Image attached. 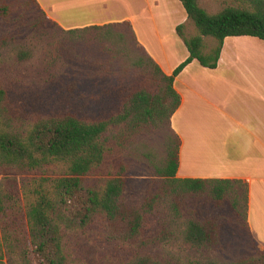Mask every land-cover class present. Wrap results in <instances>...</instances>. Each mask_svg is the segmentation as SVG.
Instances as JSON below:
<instances>
[{"label": "trees", "instance_id": "obj_1", "mask_svg": "<svg viewBox=\"0 0 264 264\" xmlns=\"http://www.w3.org/2000/svg\"><path fill=\"white\" fill-rule=\"evenodd\" d=\"M179 1L196 33L184 34L188 22L177 26L189 56L166 74L139 43L129 21L64 29L37 0H0V20L17 21L14 12L16 18V11L30 10L35 14L27 21L32 32L47 21L62 31L68 47L84 41L98 48L104 58L94 61L96 74L131 77L121 78L109 91L117 93L109 100L117 110L90 115L83 105L32 122L11 112L8 93L0 85V215L7 218L0 225V264H84L72 250V235L100 221L111 240L132 251L125 264H220L209 256L183 258L173 250L225 247V235L241 226L256 242L247 221L246 182L176 176L181 139L171 118L181 104L175 78L191 61L216 68L229 36L264 41V0H238L212 13L199 0ZM207 37L216 40L209 52ZM31 55L30 49L17 52L20 60ZM74 88L70 84L67 91ZM162 129L168 132L165 154L157 159L151 148L142 151L151 180L142 200L130 202L127 165L113 159L127 148H147L144 137ZM8 179L20 185L19 208L10 205L16 198L5 187ZM200 197L213 206L208 210L193 201ZM159 206L160 229L147 234V218ZM11 215L18 219L9 220ZM230 264H264V250L255 247Z\"/></svg>", "mask_w": 264, "mask_h": 264}, {"label": "crops", "instance_id": "obj_2", "mask_svg": "<svg viewBox=\"0 0 264 264\" xmlns=\"http://www.w3.org/2000/svg\"><path fill=\"white\" fill-rule=\"evenodd\" d=\"M37 1L64 29L131 22L139 43L166 74H172L189 56L187 51L174 63L167 55L177 46L187 48L177 32L178 25L188 22L179 0L170 8L161 6L159 0H143L141 5L139 0ZM141 28L156 37L162 59L141 37ZM168 29L176 34L174 40L167 37ZM257 39L248 35L226 37L216 68L194 59L181 71L174 81L181 104L171 126L181 139L177 177L235 178L247 183L249 229L258 248L264 250V44Z\"/></svg>", "mask_w": 264, "mask_h": 264}, {"label": "rangeland", "instance_id": "obj_3", "mask_svg": "<svg viewBox=\"0 0 264 264\" xmlns=\"http://www.w3.org/2000/svg\"><path fill=\"white\" fill-rule=\"evenodd\" d=\"M139 1L140 5L145 4L143 0ZM173 2L179 1L159 0L158 3L170 8ZM237 2L238 0H199V4L211 13L219 11L226 5L237 4ZM22 10L21 12L16 11V18L15 12L13 14L17 21L0 20V85L8 93L11 112L27 122H32L40 116L63 113L76 106L79 109L83 105L86 106L85 110L90 115L117 110V106L109 102L110 98H114L117 93L113 94L111 91V94L109 91L122 82L121 78L125 80L131 79V77L96 74L94 61L104 58L96 46L79 41L75 47H68L63 39L62 31L47 21L43 23L41 30L32 32L27 21L30 14L32 17L35 14L30 10ZM146 10L148 11V3ZM21 13L22 15H20ZM166 20L167 23L171 21L169 17ZM142 32L141 28V37L153 45L152 53L158 59H162L164 55L156 37L144 32L142 34ZM195 33L194 23L188 21L184 28V34L191 36ZM175 36L176 34L171 33L168 29L167 37L174 40ZM3 37L7 38L6 42H2ZM257 42L264 44L261 39H257ZM215 45L216 40L207 37L205 52H209ZM20 49H30L32 55L25 60H20L17 57V52ZM187 51L185 45H182L168 50L167 55L172 62L177 63L178 59H182ZM195 66L201 68L199 63H196ZM193 69L195 68L193 67ZM70 84L76 88L68 92ZM96 95L100 96L99 100L96 99ZM167 134L165 129L150 132L143 139L147 148L139 149L141 144L136 152L127 148L113 159L114 163L123 161L127 165L126 176L129 180L127 195L130 202L138 203L142 200L147 191V184L151 180L149 164L143 157L142 151H148L151 148L150 150L158 156L157 159L162 158L165 154L164 146ZM1 177L2 175H0ZM9 186L16 198V200L10 201V205L13 208H19V201L22 202L21 193L18 191L20 185L12 179H8L5 187ZM206 199L200 197L193 201L209 210L213 205ZM222 208L223 206L218 207L217 213ZM161 212L162 209L159 206L155 213L147 218L145 227L147 234H154L152 232L160 229ZM3 219L7 218L0 215V225L3 223ZM16 219H18L16 215H11L9 218V220ZM223 241L226 243L225 247L211 249V251L189 248L181 250L176 247V249L173 248V251L183 258L209 256L218 260L220 264H230L247 256L254 251L255 247L258 248L257 243L245 233L242 226L236 230L231 229ZM71 242L74 254L84 264H125L132 255L129 248L108 237L101 221L92 224L85 231L75 232Z\"/></svg>", "mask_w": 264, "mask_h": 264}]
</instances>
